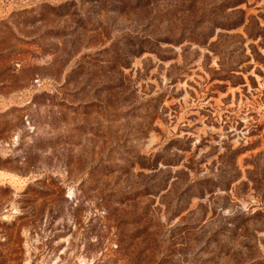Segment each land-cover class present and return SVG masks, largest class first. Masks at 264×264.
Wrapping results in <instances>:
<instances>
[{
	"label": "rangeland",
	"instance_id": "374dc122",
	"mask_svg": "<svg viewBox=\"0 0 264 264\" xmlns=\"http://www.w3.org/2000/svg\"><path fill=\"white\" fill-rule=\"evenodd\" d=\"M136 3L0 0V264H264V0Z\"/></svg>",
	"mask_w": 264,
	"mask_h": 264
},
{
	"label": "trees",
	"instance_id": "16d2710c",
	"mask_svg": "<svg viewBox=\"0 0 264 264\" xmlns=\"http://www.w3.org/2000/svg\"><path fill=\"white\" fill-rule=\"evenodd\" d=\"M127 1H129V0H127ZM134 1L137 2L136 4H134V6H138L141 0L140 1L139 0H134ZM143 1H145V0H143ZM146 49L149 50V48H146ZM141 51H144V48H140V47L139 48H134V49L132 48V50H130V55H137Z\"/></svg>",
	"mask_w": 264,
	"mask_h": 264
}]
</instances>
